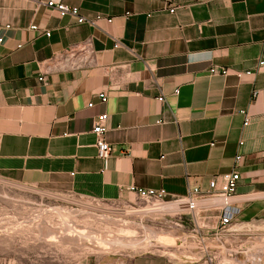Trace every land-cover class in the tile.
I'll return each mask as SVG.
<instances>
[{
    "label": "crops",
    "instance_id": "obj_1",
    "mask_svg": "<svg viewBox=\"0 0 264 264\" xmlns=\"http://www.w3.org/2000/svg\"><path fill=\"white\" fill-rule=\"evenodd\" d=\"M55 1L95 24L0 0V175L105 200L140 188L174 199L238 170L226 239L263 231L264 0ZM102 113L107 158L93 132ZM190 263L146 252L107 264Z\"/></svg>",
    "mask_w": 264,
    "mask_h": 264
},
{
    "label": "rangeland",
    "instance_id": "obj_2",
    "mask_svg": "<svg viewBox=\"0 0 264 264\" xmlns=\"http://www.w3.org/2000/svg\"><path fill=\"white\" fill-rule=\"evenodd\" d=\"M201 207L132 192L105 200L0 175V264H107L146 252L190 264H264V230L217 239V212Z\"/></svg>",
    "mask_w": 264,
    "mask_h": 264
},
{
    "label": "built area",
    "instance_id": "obj_3",
    "mask_svg": "<svg viewBox=\"0 0 264 264\" xmlns=\"http://www.w3.org/2000/svg\"><path fill=\"white\" fill-rule=\"evenodd\" d=\"M39 3H45L49 7L54 8L57 10V12L61 16L65 15H72L77 18V22L84 23L88 22L90 24H95L96 20L87 18L84 15L80 14L79 7L77 6H71L69 4H66L64 2H56L55 0H48L44 2L43 0H37ZM171 11H174V8L170 9ZM7 27L9 25H6ZM33 29H37L38 26L36 24L31 26ZM48 35H50V32H47ZM1 40V38H0ZM92 43V39L88 38L84 42H81L79 44H76L74 46L69 47L66 51L70 53H74V49L78 46H81L82 48H86ZM119 42H117V45ZM261 65H264V60L261 61ZM228 69L225 67H211L210 72L212 74L220 73L225 74L227 73ZM45 71H41V80H45ZM98 97L101 100V102H106L108 99V96L106 92L102 91L98 93ZM159 100H164L163 96L159 97ZM90 105H93V103H90ZM108 115L107 113H102L98 121L96 122L93 132L96 135V147L98 149V155L101 158H107L113 148L111 144L106 140V138L103 136V133L105 131L104 122L106 121ZM249 122V118H246V123ZM237 159H240V156L237 157ZM240 180V173L238 170H234L228 173L223 174L222 176V182L221 184H218L217 179L213 178L209 182V187L207 190H201L199 187H193L189 190L188 194L183 197L174 198L175 200H186L190 202H194L197 200H205V199H216L218 200L217 204H211L206 207H201L203 211H216L217 212V233L216 238L220 239L224 235H226V232L228 231V228L233 223L235 218L240 212V208L236 204V195H237V188H238V182ZM138 193L142 196H145L147 198H154L156 200H167L168 194L165 189H138ZM202 241H205V237L201 238Z\"/></svg>",
    "mask_w": 264,
    "mask_h": 264
},
{
    "label": "bare ground",
    "instance_id": "obj_4",
    "mask_svg": "<svg viewBox=\"0 0 264 264\" xmlns=\"http://www.w3.org/2000/svg\"><path fill=\"white\" fill-rule=\"evenodd\" d=\"M205 200H209V201H211L209 204H206V205H204V206H202V207H206V206H208V205H211V204H217L218 203V200H216V199H205ZM197 201H201V200H197ZM197 201H194V202H192V204H194L195 202H197ZM65 209V208H64ZM44 212V211H43ZM40 214H41V212H40ZM39 215V214H38Z\"/></svg>",
    "mask_w": 264,
    "mask_h": 264
}]
</instances>
